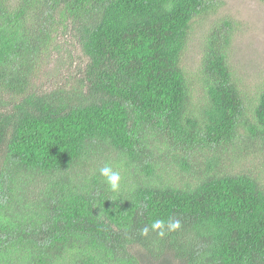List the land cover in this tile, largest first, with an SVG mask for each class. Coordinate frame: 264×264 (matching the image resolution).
Here are the masks:
<instances>
[{"label": "trees", "instance_id": "obj_1", "mask_svg": "<svg viewBox=\"0 0 264 264\" xmlns=\"http://www.w3.org/2000/svg\"><path fill=\"white\" fill-rule=\"evenodd\" d=\"M214 7L0 0V264H264V187L214 172L239 155L264 157V88L247 119L227 62L229 19L209 33L196 104L182 65L192 21ZM52 52L57 83V68L41 73ZM208 152L193 185L159 174L169 164L189 172ZM112 154L119 192L99 173ZM169 217L178 231L141 235Z\"/></svg>", "mask_w": 264, "mask_h": 264}, {"label": "rangeland", "instance_id": "obj_2", "mask_svg": "<svg viewBox=\"0 0 264 264\" xmlns=\"http://www.w3.org/2000/svg\"><path fill=\"white\" fill-rule=\"evenodd\" d=\"M216 8L208 14L197 16L191 23L189 38L182 57V65L189 76L193 91V104L204 98L205 90L202 74V57L204 55L206 42L210 31L220 25L224 19H229L234 24L233 37L227 53V62L232 68L234 76L239 83L241 92L244 94V105L246 118L251 120V109L254 98L261 88H264V2L262 0H213ZM218 28V27H217ZM68 35V33H66ZM70 37L61 38L57 44L61 49L73 51L75 55L79 52L71 44ZM48 56V55H47ZM57 57L52 52L50 59H47L42 66L41 73L54 71L53 79L57 83L62 80L58 77L62 69L57 65ZM71 71V69H69ZM37 85H47L45 79L38 77ZM200 100V101H201ZM259 155V156H258ZM213 153H200L196 156L194 169L189 172L184 171L181 166L167 165L168 172H163L159 167L161 177L169 180L170 185L178 188H185L188 184L197 182L194 179L195 172H206L205 163L212 159ZM120 159L118 154H112L110 158L112 167L118 168L116 160ZM216 162V160L214 161ZM213 165V161L211 162ZM164 167H166L164 165ZM226 171L227 173H244L254 178L261 187H264V157L259 151L252 156L239 155L234 159L223 161L216 171Z\"/></svg>", "mask_w": 264, "mask_h": 264}, {"label": "clouds", "instance_id": "obj_3", "mask_svg": "<svg viewBox=\"0 0 264 264\" xmlns=\"http://www.w3.org/2000/svg\"><path fill=\"white\" fill-rule=\"evenodd\" d=\"M99 173L112 192L120 191L122 177L119 171L114 170L110 164H106L99 169ZM181 227V222L178 219L169 217L167 221L161 219L152 221L149 225L144 226L140 233L142 236L148 237L150 232H155L163 238L168 233L178 231Z\"/></svg>", "mask_w": 264, "mask_h": 264}]
</instances>
